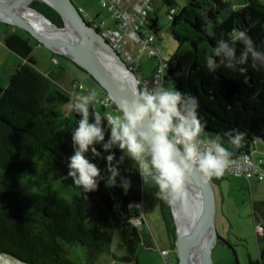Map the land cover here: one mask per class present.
<instances>
[{
  "label": "trees",
  "instance_id": "obj_1",
  "mask_svg": "<svg viewBox=\"0 0 264 264\" xmlns=\"http://www.w3.org/2000/svg\"><path fill=\"white\" fill-rule=\"evenodd\" d=\"M160 3L167 10V33L176 48L167 61L148 57L158 61L157 65H165L164 82L169 81L173 89L197 97L198 116L205 122L201 141L220 143L232 153L231 159L253 156L257 148L264 151V5L259 0H162ZM30 6L57 27H64L59 14L46 4L33 1ZM148 17L140 37H153L159 46L160 29L156 21L150 20V11ZM84 20L102 32L94 20L87 21L85 17ZM11 29L5 34L4 44L22 63L7 86L0 89V257L19 264H140L138 250L150 244L144 241L143 229L133 224L137 212L125 208L116 196L119 177L115 186L108 181L106 160L94 161L105 176L96 192L85 194L71 178L65 179L68 157L73 154L71 133L81 118L72 104L75 94H83L84 88L78 82L72 83L68 91L59 85L65 73L60 60L73 64L87 78L88 75L54 54L50 60L56 69L39 72L32 56L39 44L27 33ZM113 29H117L115 21ZM234 29L252 38L261 58L253 61L249 56L246 65L232 61L235 68L230 69L226 67L228 58L224 52L215 56L213 49L221 40L232 47L229 39ZM241 48L237 44V57ZM209 55L219 65L215 73L206 67ZM135 62L134 74L138 65ZM241 67L247 71L239 72ZM167 69L173 74L172 81L167 78ZM105 95L102 93L99 99ZM95 108L104 116L110 115L99 102ZM111 108L117 111L114 105ZM229 130L246 133L242 147L229 142V137L224 135ZM115 151L118 160L123 153ZM119 172L121 176L139 174V169L125 156ZM227 174L213 181L218 184ZM248 181L264 183L257 179ZM160 210L172 241L175 225L169 203L161 200ZM252 210L254 221L262 230L261 234L256 233L262 253L260 259H249L247 264H264V199L254 202Z\"/></svg>",
  "mask_w": 264,
  "mask_h": 264
},
{
  "label": "clouds",
  "instance_id": "obj_2",
  "mask_svg": "<svg viewBox=\"0 0 264 264\" xmlns=\"http://www.w3.org/2000/svg\"><path fill=\"white\" fill-rule=\"evenodd\" d=\"M229 40L232 47L221 40L213 49L215 56L224 52L228 58L226 67L234 69L232 61L246 65L249 56L253 61L261 58L246 32L234 29ZM237 44L242 45L238 57ZM206 67L215 73L219 65L209 55ZM252 67L257 68L255 63ZM246 71V67L239 68L241 73ZM96 103L97 93L92 91L77 96L72 104L81 118L71 133L73 154L68 157L65 179L71 178L85 194L96 192L100 182L105 181L101 168L94 162L97 158L106 160L111 185L115 186L119 177L126 188L129 182L120 175L119 164L127 156L138 166L143 182L153 184L158 189L157 197L169 203L187 196L186 182L193 173L201 174L205 181L219 179L232 163V153L214 140L209 141L210 147L201 150L205 122L198 116L199 103L194 95L157 83L133 92L132 99L123 101L119 115H102L96 110ZM224 135L240 148L246 133L229 130ZM116 149L123 153L118 160Z\"/></svg>",
  "mask_w": 264,
  "mask_h": 264
},
{
  "label": "water",
  "instance_id": "obj_3",
  "mask_svg": "<svg viewBox=\"0 0 264 264\" xmlns=\"http://www.w3.org/2000/svg\"><path fill=\"white\" fill-rule=\"evenodd\" d=\"M32 1H40L55 10L64 27H57L30 5L28 9L43 18L56 33L27 23L18 13L24 0H0V17H3L0 22L27 33L40 47L77 65L111 99L120 113L123 101L132 99L133 92L139 90L135 74L103 35L84 20L72 0ZM60 32L65 35H60ZM166 74L172 81V72L167 69ZM123 177L127 178L128 186L125 188L119 181L116 196L128 208L131 203L141 202L143 180L138 173L125 174ZM215 184L213 179L205 181L199 173H193L188 178L184 205L192 206L194 215L192 220H182V229L178 225L177 212L183 211H180V207L177 209L174 202L169 203L175 225V239L171 243L175 250L176 264H213L212 251L223 241L216 230ZM195 192L197 197L193 196Z\"/></svg>",
  "mask_w": 264,
  "mask_h": 264
},
{
  "label": "rangeland",
  "instance_id": "obj_4",
  "mask_svg": "<svg viewBox=\"0 0 264 264\" xmlns=\"http://www.w3.org/2000/svg\"><path fill=\"white\" fill-rule=\"evenodd\" d=\"M259 1L264 5V0ZM72 2L77 7L81 5L76 0H72ZM82 5L87 11L89 10L92 14H95L97 19H102L106 26H113L112 13L107 9H103L96 0H82ZM93 5L96 8H93ZM85 17L87 21H91L92 19L89 16ZM158 19L161 57L164 61H167L173 54L176 45L167 33L169 26L167 18L161 14ZM7 26L9 25L0 22V89H4L7 86L9 78L13 75L16 67L22 63L20 57L5 47L4 38L6 32L8 33L9 28L15 29L11 26L7 28ZM51 54L46 48L40 46L33 49L32 56L36 61V70L41 73H48L50 69L53 71L56 69L51 64ZM60 61L62 67L65 69V73L61 76L59 85L64 90H70L71 84L78 82L84 88V95L95 91L97 93V101L102 97L103 91L91 79L84 76L73 64L62 60ZM157 63L158 61L152 60L147 54H144L138 62L140 67L136 66L135 73L143 72L147 75L154 65L156 67L158 66ZM163 86L173 89L172 83L169 81L164 82ZM81 94V92H78L75 96ZM106 113L110 115L120 114L118 111H113L112 108H107ZM261 154H263L264 160V153ZM157 191L158 189L153 184L143 182L141 196L142 208H138V211L142 216L144 222L143 228L146 231H144L146 235L144 241L148 244V238L150 237L152 243L149 242L150 246L148 248L142 246L139 248L138 259L141 257L142 264H164L159 251V249H163L171 251L169 262L176 264V255L172 249L173 246L167 235L166 226L161 216V198L157 197ZM215 193L217 199L216 230L217 234L223 238V241L215 246L212 251L211 257L213 264H247L249 259H260L262 246L257 242V223L254 221L252 205L254 202L263 201L264 183H261L256 189L245 178L227 174L220 184H215ZM155 256L159 257L156 261ZM0 264L19 263L0 257Z\"/></svg>",
  "mask_w": 264,
  "mask_h": 264
},
{
  "label": "built area",
  "instance_id": "obj_5",
  "mask_svg": "<svg viewBox=\"0 0 264 264\" xmlns=\"http://www.w3.org/2000/svg\"><path fill=\"white\" fill-rule=\"evenodd\" d=\"M102 8H106L113 14V19L116 23L117 29H106L103 25L98 26L101 28V34L109 42L110 46L118 53L122 60L127 65L128 69L133 72L136 64L135 59L130 54L129 44L134 45L135 51L139 55L147 54L149 57L160 58V48L155 43L153 37H147L142 39L140 37L146 24H148L149 11L153 3L161 2L162 0H141L143 3L142 8L134 10L132 12L123 10L122 0H98ZM82 13V11L80 10ZM173 11L170 12V16ZM53 63L56 62L53 60ZM165 65L160 64L155 69L153 75L147 80H138V88L143 89L145 85L152 87L153 85L160 83L163 85L165 80ZM81 89L80 86L77 87ZM100 105L107 108H111L114 104L111 99L105 95L99 99ZM210 143L202 142L200 144L201 150L210 147ZM232 163L226 172L235 177H243L245 179H257L264 182V161L260 160L255 162L252 156H246L241 158L231 159ZM138 208H142L141 203H131L128 209L136 211L138 216L133 219V224L136 227L142 228L144 222L142 216L139 214ZM261 229H257V232L261 234ZM160 257L163 259L164 264H171L170 250L159 249ZM175 252V250H174Z\"/></svg>",
  "mask_w": 264,
  "mask_h": 264
},
{
  "label": "crops",
  "instance_id": "obj_6",
  "mask_svg": "<svg viewBox=\"0 0 264 264\" xmlns=\"http://www.w3.org/2000/svg\"><path fill=\"white\" fill-rule=\"evenodd\" d=\"M78 3H80L81 5H79L77 8H79L81 11H82V14L84 15V17L85 16H89V17H91L94 21H95V24L97 25V26H101V25H103L105 28H108V29H113L114 28V24H113V26L112 27H108V26H106L105 25V23L102 21V19H97V17H95V14H92L89 10L87 11V9L82 5V0H76ZM97 1V3H99V1L98 0H96ZM123 1V6H122V8H123V10H126V11H129V12H132V11H134V10H137V9H140V8H142V6H143V3H142V1L141 0H122ZM93 8H96V6H94L93 5ZM96 13V12H95ZM166 13H167V10L164 8V6L162 5V3H160V2H158V3H154L153 4V6H151V10H150V20H152V21H156L157 22V27L159 28V16L161 15V14H163L165 17H166ZM97 14V13H96ZM85 19H86V17H85ZM91 19V20H92ZM168 20V19H167ZM161 42V39H160V34H159V36H158V43H160ZM129 47H130V53L132 54V56H134L136 59V61H138L139 62V60H140V58L141 57H139L137 54H136V51H135V47H134V45H131V44H129ZM162 54V53H161ZM161 54H160V57H161ZM161 59H162V57H161ZM163 60V59H162ZM164 61V60H163ZM137 66H139V65H137ZM140 67V66H139ZM155 65H154V67H152L150 70H149V73L146 75L145 73H143V72H138L137 74L135 73V75H136V77H137V79L138 80H144V79H147L152 73H153V71H154V69H155ZM49 71H51V69L49 70ZM48 71V72H49ZM47 73V72H46ZM81 95H84V94H81ZM77 96H80V95H76L75 97H74V99L76 100V98H77ZM261 153H264V151L263 150H261V149H259V148H257L256 149V151L254 152V154H253V160L255 161V162H258V161H260V160H263V154H261ZM264 161V160H263ZM221 182H219L218 184H220ZM251 185H252V187H255L256 189H257V187H259V185H261V183H257V182H251ZM143 231H145V229L143 228ZM146 232V231H145ZM149 242H151V239H150V237L148 238V243ZM152 243V242H151ZM218 245V244H217ZM216 245V246H217ZM261 251H262V247H261ZM260 251V254L262 253ZM157 259H159V257H157V256H155V261L157 260ZM138 261H139V263L140 264H142L141 262H142V259H141V257L138 259Z\"/></svg>",
  "mask_w": 264,
  "mask_h": 264
},
{
  "label": "bare ground",
  "instance_id": "obj_7",
  "mask_svg": "<svg viewBox=\"0 0 264 264\" xmlns=\"http://www.w3.org/2000/svg\"><path fill=\"white\" fill-rule=\"evenodd\" d=\"M31 2H33V1L32 0H24L23 4L21 5V7L18 11L21 18H23L27 23H29L33 27H36V28L41 29V30H47V31L54 32L53 28L51 26H49V24L43 18H41L40 16L35 14L33 11H30L28 9V6L31 4ZM0 19H3V17H0ZM54 33H56V32H54ZM59 34L62 36L65 35L64 32H60ZM193 196L197 197L198 196L197 192H195ZM174 203H175V207L177 209H178V207H180V211H183V212H177V216L179 218L178 225L182 229L183 228V226H182L183 221L182 220H192L193 219V215H194L193 207L190 205H189V207L185 206L184 204L186 202H185L184 198L177 200V201H174Z\"/></svg>",
  "mask_w": 264,
  "mask_h": 264
},
{
  "label": "flooded vegetation",
  "instance_id": "obj_8",
  "mask_svg": "<svg viewBox=\"0 0 264 264\" xmlns=\"http://www.w3.org/2000/svg\"><path fill=\"white\" fill-rule=\"evenodd\" d=\"M11 31L13 32L14 29H11ZM161 200H164V199H160V201H161ZM140 203H141V202H140ZM258 228L261 229L260 226L257 225V229H258ZM218 244H219V243H218Z\"/></svg>",
  "mask_w": 264,
  "mask_h": 264
}]
</instances>
